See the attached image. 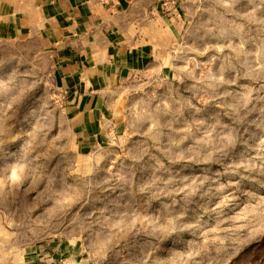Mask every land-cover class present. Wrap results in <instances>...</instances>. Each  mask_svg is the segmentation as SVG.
I'll return each mask as SVG.
<instances>
[{
	"label": "rangeland",
	"instance_id": "1",
	"mask_svg": "<svg viewBox=\"0 0 264 264\" xmlns=\"http://www.w3.org/2000/svg\"><path fill=\"white\" fill-rule=\"evenodd\" d=\"M178 3L164 73L132 84L125 126L90 154L50 82L17 84L0 150L17 245L62 244L60 264H264V0Z\"/></svg>",
	"mask_w": 264,
	"mask_h": 264
},
{
	"label": "crops",
	"instance_id": "2",
	"mask_svg": "<svg viewBox=\"0 0 264 264\" xmlns=\"http://www.w3.org/2000/svg\"><path fill=\"white\" fill-rule=\"evenodd\" d=\"M178 12V0H0V150L16 143L17 84L38 77L59 91L78 154L116 139L132 84L166 69ZM52 245H17L16 214L0 210V264H60Z\"/></svg>",
	"mask_w": 264,
	"mask_h": 264
}]
</instances>
